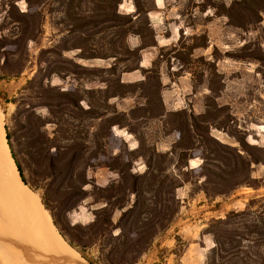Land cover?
<instances>
[{
	"label": "rangeland",
	"instance_id": "374dc122",
	"mask_svg": "<svg viewBox=\"0 0 264 264\" xmlns=\"http://www.w3.org/2000/svg\"><path fill=\"white\" fill-rule=\"evenodd\" d=\"M153 1L154 9L135 19L133 0H0V115L26 186L38 194L62 238L75 243L72 228L88 225L100 206L93 186L107 187L126 171L117 156L131 160L132 174L152 171L146 163L152 150L169 152L179 137L169 114L209 111L213 138L248 160V151L260 160L251 164L249 186L208 196L202 190L201 150L189 153L188 168L175 167L172 159L164 173L189 181L174 192L177 214L136 263L209 264L212 233L242 231L253 215L233 216L235 224L225 228L216 222L264 208V60L252 58L264 56V12L239 28L225 16L234 0ZM107 15L132 16L133 29L143 31L123 36L121 22L103 20ZM152 36L155 46L121 62L124 45L136 50L152 43ZM143 56L151 62L141 68ZM124 65L138 68L120 75ZM111 66L116 75L106 72ZM119 79L128 86L124 96L117 95ZM56 91L79 98L83 111L56 98ZM105 103L108 116L115 111L122 126L107 129L83 113L92 107L104 112ZM150 112L164 117L150 118ZM123 133L131 136L126 143L119 137ZM243 140L260 151L242 147ZM101 144L102 152L90 157ZM187 170L188 177L181 174ZM80 189L86 196L73 206ZM84 255L97 263L98 245Z\"/></svg>",
	"mask_w": 264,
	"mask_h": 264
},
{
	"label": "trees",
	"instance_id": "16d2710c",
	"mask_svg": "<svg viewBox=\"0 0 264 264\" xmlns=\"http://www.w3.org/2000/svg\"><path fill=\"white\" fill-rule=\"evenodd\" d=\"M120 1L117 0V3ZM251 3L264 4V0H234L226 9L225 16L232 25L243 28L254 22L252 18H256L260 12H264V7L254 8ZM133 5L135 8L134 13L137 16L135 19L140 15L146 16L149 11L154 9L153 0H150L149 5L141 2V0H133ZM115 16L122 24L123 36H127L128 33L139 35L143 31L140 28L133 29L134 21L132 16ZM103 18H105L103 20L110 21L115 19L113 16L108 15ZM92 22L95 23V21ZM145 25L151 35H154L149 22H146ZM152 38V43L140 45L136 50H131L127 45H124L121 62H127L131 55H136V53L146 47L155 46L154 36ZM252 58L264 60V56H252ZM137 68L132 69L124 65L120 75L123 72ZM115 71V66L106 69V72L113 75H116ZM117 82L119 88L122 89L117 95L124 96L125 91L123 89L128 86L120 82V79ZM113 96L116 95L111 97ZM56 98L66 99L83 111L78 106L79 98L68 96L58 91H56ZM209 100L210 98H208ZM209 106L210 104H207V107ZM104 109V112H99L92 107V109L84 110L83 113L89 115L92 120H100L106 125L107 129L116 124L121 125L122 119L120 121L115 119V111L110 113L113 116H108V105L106 103L104 104ZM137 110L148 112L144 107H138ZM206 113H209V111H206ZM206 113L194 115L186 111L171 112L169 114L171 117L169 122L174 126L173 130L178 132L179 137L169 152L162 153L157 152L155 149L152 150L146 162L148 169L152 171L142 175L128 172L131 160L123 162L120 154L115 160L119 159L122 166L126 168V171L119 172L120 179L117 182H112L107 187L93 186L96 191L94 202L100 203V206L93 210L94 218L88 225H76L72 228L74 231L73 236L76 238L75 243L71 240L66 242L75 251L77 250L88 264H136L139 258L150 248L153 240L167 229L179 209V202L174 192L184 182L189 181L188 178H181L179 175L164 173V166L167 163H171L172 159V163L175 162V167L188 168L189 153L194 149L201 150V175L204 178L202 190L208 196L226 195L239 187L249 186V182L246 180H250L251 164L259 163L260 160L253 157L249 151L248 155L251 159L248 160L236 149L213 138L210 132V125L207 124ZM149 114H151L150 118L161 119L164 117L163 112L157 114L150 112ZM200 123L205 124V127ZM8 138V135H6L7 142ZM106 138L107 136L105 135L103 139ZM241 142L243 143L242 147L260 151V148L244 143V140ZM8 147L19 177L26 185L20 164L16 160L9 144ZM103 148L104 144H101L99 150L93 152L90 157L102 152ZM153 157L156 158L155 161ZM174 157L178 158L177 161H174ZM183 161L184 163H182ZM181 172L182 175L188 177V170ZM80 182L82 187L87 185L84 175ZM76 194H81V197L73 203V206L85 198L86 191L80 189ZM44 211L47 212L45 209ZM116 212H119V215L115 218ZM251 214L253 218L250 223L243 224L242 231L227 232L224 231L225 229H218L212 233L215 246L212 249L209 264H264V208L262 205L259 206V210L256 212L251 213L250 209H248L239 215L231 213L225 220H220L216 223L225 228L235 224L232 221L233 216L245 217ZM92 245H98V256L95 257L97 263L90 262L84 255V252Z\"/></svg>",
	"mask_w": 264,
	"mask_h": 264
},
{
	"label": "bare ground",
	"instance_id": "6f19581e",
	"mask_svg": "<svg viewBox=\"0 0 264 264\" xmlns=\"http://www.w3.org/2000/svg\"><path fill=\"white\" fill-rule=\"evenodd\" d=\"M0 264H85L22 183L0 115Z\"/></svg>",
	"mask_w": 264,
	"mask_h": 264
},
{
	"label": "crops",
	"instance_id": "0c3cea01",
	"mask_svg": "<svg viewBox=\"0 0 264 264\" xmlns=\"http://www.w3.org/2000/svg\"><path fill=\"white\" fill-rule=\"evenodd\" d=\"M150 62H151V60H149V59H147V57L146 56H143L142 58H141V60H140V67L141 68H143V67H147L148 65H150ZM115 134V133H114ZM129 136L130 135H126L125 137H124V133H123V135H119V137H120V140H121V142H127L126 140V138H129ZM131 137V136H130ZM129 140V139H128Z\"/></svg>",
	"mask_w": 264,
	"mask_h": 264
},
{
	"label": "water",
	"instance_id": "95a60500",
	"mask_svg": "<svg viewBox=\"0 0 264 264\" xmlns=\"http://www.w3.org/2000/svg\"><path fill=\"white\" fill-rule=\"evenodd\" d=\"M23 183V182H22ZM25 185V184H24Z\"/></svg>",
	"mask_w": 264,
	"mask_h": 264
}]
</instances>
